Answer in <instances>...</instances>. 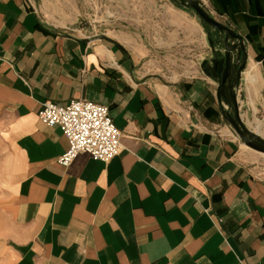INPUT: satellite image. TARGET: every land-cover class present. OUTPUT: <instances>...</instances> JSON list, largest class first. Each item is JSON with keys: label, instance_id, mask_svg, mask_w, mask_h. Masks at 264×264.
<instances>
[{"label": "crops", "instance_id": "crops-1", "mask_svg": "<svg viewBox=\"0 0 264 264\" xmlns=\"http://www.w3.org/2000/svg\"><path fill=\"white\" fill-rule=\"evenodd\" d=\"M201 1L244 37L240 113L264 122V0ZM107 40L0 0V142L15 172L0 264H264V176L223 116L213 64L163 80ZM77 98L109 106L122 131L110 161L58 162L68 139L39 111Z\"/></svg>", "mask_w": 264, "mask_h": 264}, {"label": "rangeland", "instance_id": "rangeland-1", "mask_svg": "<svg viewBox=\"0 0 264 264\" xmlns=\"http://www.w3.org/2000/svg\"><path fill=\"white\" fill-rule=\"evenodd\" d=\"M176 1L34 0V3L41 15L63 30L87 37L105 34L109 41L130 51L150 73L163 80L177 81L203 72V64L212 63V54L202 55L210 50V45L199 17ZM243 149L252 153L244 159L264 176V153L244 145ZM10 167L8 151L0 142V253L5 248L1 233L10 217L15 185V172Z\"/></svg>", "mask_w": 264, "mask_h": 264}, {"label": "water", "instance_id": "water-1", "mask_svg": "<svg viewBox=\"0 0 264 264\" xmlns=\"http://www.w3.org/2000/svg\"><path fill=\"white\" fill-rule=\"evenodd\" d=\"M177 1L175 3L178 6L194 12L206 30L213 58V70L209 74L214 76L218 83L217 97L221 101L224 118L231 124L235 132L247 146L264 153V137L254 132L248 123L243 120L240 113L238 93L236 91L248 61L244 37L217 19L206 9L201 0ZM213 35L219 39L217 46L216 40L212 38ZM90 37L93 40L109 38L105 34H95ZM203 68L205 70L206 63L203 64ZM225 87H227L226 90L228 93L226 105L222 101V92H224ZM231 107L233 108V114L230 111Z\"/></svg>", "mask_w": 264, "mask_h": 264}, {"label": "built area", "instance_id": "built-area-1", "mask_svg": "<svg viewBox=\"0 0 264 264\" xmlns=\"http://www.w3.org/2000/svg\"><path fill=\"white\" fill-rule=\"evenodd\" d=\"M39 117L48 126L58 125L68 139V148L58 157L63 166L82 152L108 162L122 151V131L106 104L86 98L69 103L46 101Z\"/></svg>", "mask_w": 264, "mask_h": 264}, {"label": "bare ground", "instance_id": "bare-ground-1", "mask_svg": "<svg viewBox=\"0 0 264 264\" xmlns=\"http://www.w3.org/2000/svg\"><path fill=\"white\" fill-rule=\"evenodd\" d=\"M249 127L262 137H264V124L262 121H258L255 125L254 124H248ZM246 145V144H245ZM247 146V145H246ZM249 147V146H248ZM250 148V147H249ZM252 149V148H251ZM262 153V152H261Z\"/></svg>", "mask_w": 264, "mask_h": 264}, {"label": "flooded vegetation", "instance_id": "flooded-vegetation-1", "mask_svg": "<svg viewBox=\"0 0 264 264\" xmlns=\"http://www.w3.org/2000/svg\"><path fill=\"white\" fill-rule=\"evenodd\" d=\"M226 89H227V87H225V90H224V92H226V91H227ZM224 92H222V95L224 94ZM230 111L232 112V114L234 113V112H233V108H232V107L230 108Z\"/></svg>", "mask_w": 264, "mask_h": 264}, {"label": "trees", "instance_id": "trees-1", "mask_svg": "<svg viewBox=\"0 0 264 264\" xmlns=\"http://www.w3.org/2000/svg\"><path fill=\"white\" fill-rule=\"evenodd\" d=\"M108 40H111V39L108 38ZM116 45L122 47V45H121L120 43H117V42H116Z\"/></svg>", "mask_w": 264, "mask_h": 264}]
</instances>
